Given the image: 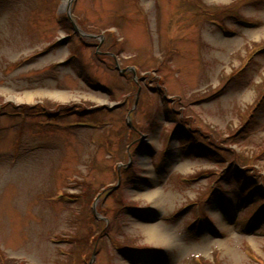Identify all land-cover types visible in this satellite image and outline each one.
Returning <instances> with one entry per match:
<instances>
[{"label": "rangeland", "instance_id": "rangeland-1", "mask_svg": "<svg viewBox=\"0 0 264 264\" xmlns=\"http://www.w3.org/2000/svg\"><path fill=\"white\" fill-rule=\"evenodd\" d=\"M0 107V264H264V0H0Z\"/></svg>", "mask_w": 264, "mask_h": 264}, {"label": "bare ground", "instance_id": "bare-ground-1", "mask_svg": "<svg viewBox=\"0 0 264 264\" xmlns=\"http://www.w3.org/2000/svg\"><path fill=\"white\" fill-rule=\"evenodd\" d=\"M66 4H68V3H66ZM239 176H241L242 178H245V179L249 178L250 180H252V178H253L252 177L253 175L252 174H248L247 170L244 171V174H242V175L239 174Z\"/></svg>", "mask_w": 264, "mask_h": 264}]
</instances>
